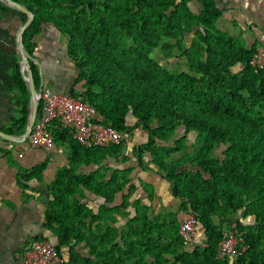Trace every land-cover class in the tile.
Wrapping results in <instances>:
<instances>
[{
	"label": "trees",
	"instance_id": "16d2710c",
	"mask_svg": "<svg viewBox=\"0 0 264 264\" xmlns=\"http://www.w3.org/2000/svg\"><path fill=\"white\" fill-rule=\"evenodd\" d=\"M14 1L34 13L23 33L28 54L40 26L53 24L79 71L70 95L95 108L94 122L127 135L144 130L132 154L178 200L155 212L152 186L142 184L148 203L131 199L138 186L130 167L80 171L106 159L125 163V145L85 146L53 122V142L67 143L70 156L47 185L44 226L60 255L67 248L65 264H264V71L250 64L255 43L219 28L223 0ZM12 81L23 108L18 130L6 132L21 134L29 93L18 66ZM44 167L23 179H40ZM87 194L101 199L97 210ZM187 211L202 241L185 244L178 234ZM234 231L243 236L237 255L218 258L219 242Z\"/></svg>",
	"mask_w": 264,
	"mask_h": 264
},
{
	"label": "crops",
	"instance_id": "0c3cea01",
	"mask_svg": "<svg viewBox=\"0 0 264 264\" xmlns=\"http://www.w3.org/2000/svg\"><path fill=\"white\" fill-rule=\"evenodd\" d=\"M260 1L256 0L259 5ZM3 6L0 4V7ZM263 13L260 10L255 19L264 31V21L261 20ZM25 19L22 13L14 12L9 8L0 10V131L5 133L7 129L18 130L16 120L20 117L23 108V99L13 88L12 73L18 66L24 80L25 71L20 66L17 36L19 27ZM260 40L263 46L264 32L260 34ZM32 41L35 47L29 55L32 57L30 63L33 64L38 78L36 88H49L55 93L68 95L72 88L78 91L80 84L75 85V81L79 71L67 55V41L62 33L53 24L43 23ZM255 42L257 43L256 40L253 43ZM28 99L29 113L30 93ZM139 132H142L141 142L132 139ZM129 138L130 144L127 148L129 159L125 163L118 164L113 159H106L101 164L81 166L79 170L88 173L96 170L100 165L107 168L130 167L132 180L138 186L135 192H144L142 184L152 186L153 192L161 189L168 192L165 180L154 171L142 169L132 154L133 146L145 142L147 133L138 128L129 135ZM58 147L55 143L52 148L45 150L29 146L27 140L15 143L0 137V264H22L23 248L33 238L48 239L55 244V236L45 228L44 224L49 195L47 185L53 180L56 168L68 161L63 158V153L52 154L60 150ZM144 159L149 160L147 156ZM42 163L45 167L42 169L40 179L35 177L27 181L23 179V176L36 165ZM149 167L152 168V166ZM87 196L88 203L94 211L97 210L101 199H98L95 194H87ZM120 201V195H118L114 203L117 204ZM127 210L134 212L131 207ZM124 223L125 219L118 217L116 225ZM80 252L85 254L87 249H82ZM61 254L66 260L68 257L66 247L62 249Z\"/></svg>",
	"mask_w": 264,
	"mask_h": 264
},
{
	"label": "built area",
	"instance_id": "2783aa9c",
	"mask_svg": "<svg viewBox=\"0 0 264 264\" xmlns=\"http://www.w3.org/2000/svg\"><path fill=\"white\" fill-rule=\"evenodd\" d=\"M250 64L264 71V46H259L253 53ZM41 110L34 122L28 145L49 150L54 145L51 125L53 122L62 129H67L72 137L85 146L125 145V152L130 144L129 135L116 130L110 125L94 122L95 108L82 96L55 93L49 88L39 92ZM198 222L192 211L184 213L179 223L178 234L185 244L194 242L198 237ZM242 234L236 231L221 239L217 248V257L233 258L238 253ZM22 264H65V259L57 251L55 244L43 238H33L23 248Z\"/></svg>",
	"mask_w": 264,
	"mask_h": 264
},
{
	"label": "rangeland",
	"instance_id": "374dc122",
	"mask_svg": "<svg viewBox=\"0 0 264 264\" xmlns=\"http://www.w3.org/2000/svg\"><path fill=\"white\" fill-rule=\"evenodd\" d=\"M217 3L219 7L223 9V15L218 21L219 28L234 34L241 35L243 38H245L248 45L253 43L254 40L257 41V43L255 42L256 47L262 45L260 44V34H263L264 31L261 26H258V20H256L255 17H257L256 15L260 13V10H262V13L264 12V0L260 1L261 6L256 2V0H225L224 3H220L219 1H217ZM261 20L264 21V13L263 16H261ZM168 66L175 69L178 65H176L175 62H172V64H169ZM135 136L136 137L132 138L133 140L135 139V141L138 142H141L143 140L142 132L135 134ZM57 145L59 146L58 148H60V150L57 152L55 151L52 154L60 155L61 153H63V158L67 160L70 156V149L68 145L60 142H58ZM61 166H58L56 170ZM162 191L163 190L161 189L158 190V192H152V209L155 212H158L160 210H162V212H166L170 209L167 206H172L174 209H176L178 200L171 197L168 192ZM136 196L141 197V200L146 203L149 202L147 193L145 192H135V194L132 195L131 199L134 200ZM201 234L202 233L200 229L199 235L197 237L199 241L203 240Z\"/></svg>",
	"mask_w": 264,
	"mask_h": 264
},
{
	"label": "water",
	"instance_id": "95a60500",
	"mask_svg": "<svg viewBox=\"0 0 264 264\" xmlns=\"http://www.w3.org/2000/svg\"><path fill=\"white\" fill-rule=\"evenodd\" d=\"M0 2L16 11H19L21 13H24L26 15L25 21L22 23V25L19 27L18 30V36H17V48L18 53L21 58L20 66L23 71H25L24 74V81L26 84V87L30 93V106H29V113L26 120L24 131L21 134H8L5 132L0 131V137L4 140L10 141V142H24L29 137V134L31 132V129L34 125V122L38 116V106H39V92L41 90L40 88H36L33 80L32 71L30 69V60H32V57L28 54L24 43H23V33L25 29L30 25V23L34 19V13L32 10L28 9L25 5L14 1V0H0Z\"/></svg>",
	"mask_w": 264,
	"mask_h": 264
}]
</instances>
